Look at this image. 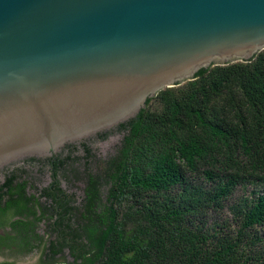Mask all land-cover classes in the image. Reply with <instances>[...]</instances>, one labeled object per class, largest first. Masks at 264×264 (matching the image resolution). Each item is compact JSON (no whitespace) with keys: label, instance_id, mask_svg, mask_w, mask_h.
I'll list each match as a JSON object with an SVG mask.
<instances>
[{"label":"trees","instance_id":"obj_1","mask_svg":"<svg viewBox=\"0 0 264 264\" xmlns=\"http://www.w3.org/2000/svg\"><path fill=\"white\" fill-rule=\"evenodd\" d=\"M115 129L125 136L98 173H87L80 217L55 169L41 193L48 206L16 174L0 183V225L9 213L18 218L9 225L17 234L0 236V248L31 252L37 221L51 214L56 238L46 264L66 249L73 264H264V51L200 70ZM103 182L109 207L99 213ZM239 190L230 206L237 230L212 223Z\"/></svg>","mask_w":264,"mask_h":264},{"label":"water","instance_id":"obj_2","mask_svg":"<svg viewBox=\"0 0 264 264\" xmlns=\"http://www.w3.org/2000/svg\"><path fill=\"white\" fill-rule=\"evenodd\" d=\"M262 51L264 0H0V169Z\"/></svg>","mask_w":264,"mask_h":264},{"label":"rangeland","instance_id":"obj_3","mask_svg":"<svg viewBox=\"0 0 264 264\" xmlns=\"http://www.w3.org/2000/svg\"><path fill=\"white\" fill-rule=\"evenodd\" d=\"M183 85V84H182ZM108 136L106 138H99L97 135L88 137L78 143H71L66 145L56 155L58 156L54 161H44L47 158L39 157H23L16 159L10 164L0 169V183L5 179L16 174L22 180L28 181V195H32L38 199L44 206H48L45 198H41L43 189H47L53 183L54 169L57 170V181L61 189L74 198L72 206L75 207L79 214H82L85 203V186L87 173H98L104 162L117 154L119 147L125 136V132L118 129L107 130ZM73 145L72 147H70ZM86 148L90 150L87 154ZM32 158H39L42 161H32ZM54 164V165H52ZM253 188L249 187V193ZM109 191L110 184L103 182L101 186V202L98 204L97 211L105 213L109 207ZM245 193L244 190H239L235 197L228 202L226 208L219 214L212 217V223H217L218 226L228 227L231 231H236L237 226L233 220V214L230 206L237 202ZM40 210V209H39ZM38 213H41V210ZM17 220L12 213L7 214L6 217L1 218L0 236L5 237L6 234H15L10 230V223ZM32 220V219H31ZM55 218L48 214L42 220L37 221L35 226V234L39 236L40 240H31V252L21 250V247L10 246L0 248V264H46L48 256L46 249L55 240L56 234L52 232V225ZM74 223V222H73ZM227 233V230H225ZM264 240V229L261 234ZM31 237H34L32 235ZM35 244V246H33ZM43 260V263H42ZM49 264H73V258L69 255L66 249L54 261Z\"/></svg>","mask_w":264,"mask_h":264},{"label":"flooded vegetation","instance_id":"obj_4","mask_svg":"<svg viewBox=\"0 0 264 264\" xmlns=\"http://www.w3.org/2000/svg\"><path fill=\"white\" fill-rule=\"evenodd\" d=\"M18 219V218H17ZM11 230V229H10ZM17 232V231H16ZM17 233H15L14 235H16ZM32 236V235H31ZM33 240H34V237H31ZM42 263H43V260H42Z\"/></svg>","mask_w":264,"mask_h":264}]
</instances>
